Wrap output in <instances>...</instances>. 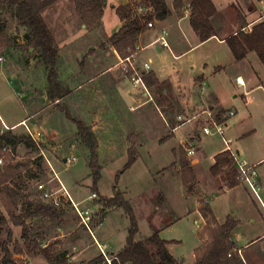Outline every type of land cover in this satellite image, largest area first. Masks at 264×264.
<instances>
[{"label":"rangeland","instance_id":"obj_1","mask_svg":"<svg viewBox=\"0 0 264 264\" xmlns=\"http://www.w3.org/2000/svg\"><path fill=\"white\" fill-rule=\"evenodd\" d=\"M63 3L61 6L59 5L60 8L58 7L57 11L53 8L55 12L51 11L47 17H50L55 45L61 54L63 51L60 47L62 43L69 36L78 37L74 43L67 45L66 48L68 49L67 53L74 54L73 57L78 55L79 62L77 64L80 65L89 48L87 46L88 41L94 44L98 38L95 39L94 35L90 34L95 29L94 27L84 25L86 27L84 28L85 32L81 29L82 21L75 11L73 0H64ZM60 12H62L63 24H65L63 28L60 16H58V20H54L55 14L58 15ZM244 14V10H240L236 17L241 19ZM228 15L231 20L222 29L220 28V36L231 32L237 25L233 17L235 14L229 13ZM106 20L108 23L110 22V18L107 17ZM219 24H222L221 20ZM186 27L188 32L189 26ZM26 35V30L19 26L13 14L4 8L0 12V116L7 123L27 117V126H22V128L13 130L11 133L18 137H29L35 146L30 149L24 143H19L13 149L6 140L1 139V136L7 135V129L0 121V156L3 158L0 167H3L4 164L16 167V174L12 180L0 186V210L8 219V212L11 211L14 216L25 220L31 234L32 232L35 234L37 231L43 233L47 230L49 236H54L56 228L61 223L63 212L70 209L68 205H72L69 204L70 201L62 189V184L70 182V188L74 192L73 198L76 201L86 199L93 193L91 172L88 168L89 156L85 147L79 143L78 138H75L77 134L71 128L60 126L62 125L63 112L44 97L47 92V84L44 81L45 76H43L42 71L43 63L37 50L29 47ZM180 36L183 40L176 47H173L172 39L167 36V42L171 45L168 49H163L155 44L144 52L143 58L145 60L149 57L152 59L150 72L154 71L158 75L163 86L166 85L174 92L177 89L182 91L179 94L182 101L196 100L199 95L209 99L214 96L211 103L215 108L212 121L209 119L205 121L211 134L203 136L201 133L202 148L199 147L197 152L208 154L215 147H224L222 138L214 133L213 123L217 126L223 125L225 122L227 124L224 133L225 140L229 141L230 148L235 152L237 159L240 162H245L248 167L255 171L256 177L254 179V191L246 182L241 180H238L231 189L225 186V188L222 187L218 190L208 187L206 185L207 174L201 173L199 177L205 188L204 198L210 203L221 223L224 222L226 212L231 211L235 216L237 227L230 234L229 240L234 243V248L239 249L238 255L241 260L247 264H264V237H259L264 233V161L255 164L264 157V64L260 62L256 53L252 52L247 61L236 62L225 46L226 54L220 51L214 42L200 45L174 59V55L182 54L190 48V38L187 34L185 33L186 37L182 34ZM138 45L141 46L139 43ZM103 56L105 57L104 64L113 66L115 58L111 51H106ZM59 63L62 64L63 62ZM212 64H218L222 67V70L216 75L210 74ZM203 65H206L204 70H202ZM98 70L67 78L65 71L61 69L59 70V73L61 72L59 80L64 86L74 88L81 85L95 92V87L99 89L106 83L102 78L95 77L98 75ZM199 73L207 77L208 86L212 87L214 95H208V89L205 87L202 92H197V89L192 86V79ZM118 74L120 72L116 68L109 73V75ZM238 74L251 78L244 89L237 86L235 77ZM256 83L262 87L254 89ZM107 84L109 85V82ZM94 92L90 97H87L84 105L86 108H81L79 111L85 116L86 125L99 123L101 114L105 112L100 103L101 95L99 98H94ZM150 92L154 103L157 105L149 102L131 112L129 117L136 121L140 131H142L146 142L145 146L152 152V159L142 157V161L140 160L134 167L123 170V166L127 162L126 156L122 157L119 152H114L111 155L112 158L104 157L103 160L106 164L108 160H111L108 165H104L100 161L99 165L102 168L97 183V193L94 196L96 198L79 204L78 210L80 212L87 211L88 215L91 216L93 211L99 210L97 201L101 196L111 197L115 190L125 191L124 198L131 206L137 221L138 233L135 239L140 242L145 241L151 236V225H153L159 229L161 239L171 242L169 244L170 255L181 264H195L196 259L194 258L197 255L200 258L201 252L208 246L209 238L207 241H203L204 236L208 237V235L203 234L200 225L197 226L194 223L195 216H184L188 208H193L194 201L190 197L188 198L190 202L186 203L181 195V189H179L180 187L185 188L188 177L174 167H170V159L167 156L155 151L157 144L155 139L167 134L168 130L162 115V111L166 110H163L158 104L160 89L154 87ZM135 94L140 95L141 101L146 100L139 92ZM164 98L172 101L177 98V95L171 92L167 93ZM169 110L167 111L172 114L171 123H174L173 117L176 114L187 115V109L183 111L171 108ZM197 111L199 115L197 119L205 120L203 115L209 111ZM70 112L72 116H78L74 106L71 107ZM118 114L120 116V112ZM106 122L108 124L103 130L108 129L110 133L113 132L115 139H118L121 133L127 136L132 131L128 128L129 125L128 127L122 125L121 129L118 125L114 126L109 117ZM30 125L36 126L38 130L34 131ZM52 126L67 134L64 143L51 136L50 127ZM133 126L135 125L133 124ZM193 126L194 122L186 124L177 132V136ZM100 132H102L100 128L95 129L97 137H101ZM134 140L135 138H133ZM115 145L118 147L122 145V142L118 141ZM72 146L77 148L73 151ZM194 146L197 147V143ZM4 147L10 152H3L2 148ZM236 151L239 152V155ZM72 157L75 160L68 163L67 160ZM63 160L66 162L62 163ZM144 164L151 170V175L145 172ZM89 173L90 176H88ZM39 186H42V189ZM161 192L170 205L167 211L160 202ZM187 192L189 191L184 189V193ZM45 194L49 196L46 197ZM45 201L54 207L57 215H59L55 220H49L51 221L49 223H52L48 226L49 228H44L46 226L44 223H48V220H44L42 216L26 218L29 213H32L39 205H43ZM71 209L73 210L71 215L79 217L73 206ZM168 211H172V214ZM177 218L179 220L174 222V219ZM79 220L81 221L80 218ZM197 220L201 223L199 219ZM90 224H94L92 219ZM41 225H44L43 228L40 227ZM129 225V219L122 209H114L108 213L102 229L109 236L113 251L119 250L125 245ZM9 230L12 232L10 249L12 250L15 245H19L27 253L28 243L21 241V227H13L11 224L3 227L0 230V243L7 239ZM40 233L35 236L41 237ZM39 240L43 241V239ZM252 240L255 241L249 244ZM52 247L54 251V246Z\"/></svg>","mask_w":264,"mask_h":264},{"label":"crops","instance_id":"obj_2","mask_svg":"<svg viewBox=\"0 0 264 264\" xmlns=\"http://www.w3.org/2000/svg\"><path fill=\"white\" fill-rule=\"evenodd\" d=\"M145 0H142V2ZM213 5L216 8V14L211 18V24L212 27L215 31V36L209 38L208 40H206L203 43H200L196 37V35L193 33L190 24H189V4L191 2V0H182V8L179 11H175L174 7H173V3L174 0H165L167 8L170 12V14L163 20H156V19H152L151 21L153 22L154 27L149 29V28H145V30L143 32H141L138 37H137V45L138 43L141 44V46H139L140 48H142V51L139 52L138 54V60L140 62L145 61L144 57V52L151 48L153 45H150L153 40L155 39L156 35L158 33H160L162 30L168 31L167 36L172 39V45L173 47H176V45H179L180 42H182V38L180 36V34H182V36H185V33L187 34V36L190 38V48L188 50H186L185 52H183L182 54H179L177 56H173L174 59L179 58L181 55L186 54L187 52L193 50L194 48H197L200 45H206L210 42H214L220 51H222L223 53L226 54V49L227 48L229 54H231L229 48L227 47L225 40L231 36L236 34L239 31H243V32H249L255 25L264 22V0H211ZM64 0H59L58 2H56L55 4H53L52 6H50L49 8H47L46 10H44L42 12V17L47 25V27L49 28V30L51 31L52 35V24L50 21V17L48 18L47 15H50V12H55V10H58L59 5L61 6ZM141 2H135L134 0H106L105 1V7H104V12H103V16L100 19V21L96 24V26H94V30L90 32V34H93L95 39L98 38V40L96 39V42L94 44H92L90 41H88L87 46H89V48L87 49L85 55H84V60L81 61V64H77L79 62V58L78 55H75L73 57L72 53L70 55V53H67V45H70L72 43H74V41H76L78 39V37H68L66 39V41L64 43H62V45L60 46L63 51L62 54L61 52L58 51V61L56 64V71L58 74V80H59V75L61 74V72L59 73V70L62 69V71H65V74H67V78L69 77H73L74 75H81L84 72H94L97 71L98 69V75L95 76L97 78H102V80H104L106 83H104V85H102L101 87H99V89L97 87H95V92L92 89H87L86 87H83L81 85L76 86V87H69V86H63V88L68 90V93L62 98V99H56L54 101H51L48 99L47 96V92L45 93V98H47L49 101H51L58 110H60L61 112H63V117L62 118V125L60 126H65L66 128H71V130L73 132H75V134H77V127H76V123L75 121L81 120L85 125H86V120H85V116L83 115V113H79V111L81 110V108L85 109L86 107H84V105L86 104L87 101V97H90L93 92L95 93V97L94 98H99L100 97V103L102 106V109L105 110V112H101L102 117H100V122L96 123V124H89L86 125L87 127H89L92 131V133L94 134V136L96 137V153L98 156V160H99V164L100 161L103 162L104 165H108L110 163V160H108V163H104L103 158L107 157V158H112V153L114 152H119L120 156L122 157H127L128 156V151L130 149H134L137 152V158L135 160V162L133 163L132 166H130L128 169H131L132 167H134L138 162H140L141 158L144 157L146 159H152V152L149 151V149H147V147L145 146V141H144V136L142 134V131H140L138 124L136 123V121L133 119H130L129 115L131 112H134L135 110H138L140 107H142L143 105L147 104L146 100L141 101L140 100V95L139 94H135L136 92L139 91H132L129 83L121 76V74L118 75H109V73L112 72L113 69H117L116 67V63L118 61V58L121 57L110 44L106 43L107 38H109L111 35H114L115 33L118 32V30L123 26L124 22L121 21V19L119 18V10L124 8V7H131L132 9H134L135 5H139ZM52 7V8H51ZM53 8L55 9L53 11ZM60 8V7H59ZM240 10H244L245 14L244 16L241 17V19L236 15L238 13H240ZM229 13H233L235 15H233L234 17V21L236 22L235 27L231 30V32H228L226 34H224L223 36L219 35V30L220 28L222 29L224 26H226L227 22H229V20H231V18L229 17ZM136 14H148V15H152L153 14V9L149 6H139L136 8ZM58 16H60L61 19V26L63 28V25L65 26V24H63L62 21V12H60V14L56 15L54 17V20H58ZM107 17L110 18V22H107ZM230 18V19H229ZM222 21V24H219V21ZM233 21V22H234ZM187 25H186V23ZM189 26V30L187 32V27ZM86 28L84 25L81 24V29L84 30ZM180 36V38H178ZM186 37V36H185ZM54 38V36H53ZM177 38V39H176ZM186 39V38H185ZM171 45H169L170 47ZM225 46V47H224ZM80 51V50H79ZM106 51H111V53L113 54L115 61L113 66H109L107 64H104V59L105 57L103 56V54ZM81 52V51H80ZM253 53V52H252ZM251 53H248L247 56L240 61H236V62H241V61H247L248 57ZM232 57V54H231ZM233 59V57H232ZM148 61H150L152 63V59L149 57L148 59H146ZM234 60V59H233ZM59 62H63L62 64H60ZM64 64V65H63ZM206 67V65H203L202 70H204ZM222 67L218 64H212V68L210 69V74L212 75H216L217 72L221 71ZM42 71H43V76H45L44 81L47 84L46 81V75H47V70L46 67L43 65L42 67ZM152 77H154L157 80V86H152L149 87L146 83H145L149 89V92L154 89V87H159L160 89V98L158 100V104L161 106V108L163 110L166 111H162V115L164 116V124L166 126V129L168 130V133L165 134L164 136L161 137H157L155 139L156 144V149L155 151L160 153L161 155H165L167 156V158H169L170 160V167H174L175 169L179 170L183 175V168H182V163H187L191 172H192V182L191 183H185V188H179L181 189V195L184 198L185 202L188 203L190 202L188 200V198L192 197L191 199H194L193 201V208H188L187 212H185L184 216L188 217V216H195L197 219H199L201 221V223H199V221L195 218L194 219V223L200 227V230L203 231L204 226H205V222L204 219L202 218L200 212H199V207L202 203L209 205L217 223L219 225L224 224L228 219H233L234 221H236L235 216L231 213V211H228V213L226 212L225 216H224V222L221 223L220 220L218 219V217L216 216V214L214 213V211L212 210V207L210 206V203L206 200V198H204V191L205 188L203 187L202 183L200 182V177L199 175L201 173H205L207 174V183L206 185H208V187H213V189H222L225 188L223 185V182L221 181V179L219 177H214L212 176V174L210 173V168L214 165L215 163V156L218 154H221L223 152L227 151V148L224 147L223 148H214V150H212L210 153H198L197 149L200 147L202 148V138H201V133L203 134V136H209V135H205L203 133V127H206V122L207 119H209V121H211L212 119V114L214 111V106L211 104L212 100L214 99V96H211L212 99H209L206 96H200L198 99H193V101H191L190 99L188 101L181 99V96L179 94H181V90L177 89L174 91L170 90L169 87H167L166 85L163 86L161 80L159 79L158 75L152 71L150 72ZM46 74V75H44ZM212 78V77H211ZM73 79V78H72ZM93 79V78H92ZM250 76L244 77L242 76V74H238L235 77V80L237 81H241L242 85H238V87H241L242 89H244L245 87H247V85L249 84L250 80ZM91 80V79H90ZM92 81V80H91ZM208 79L207 77H205L202 73L197 74L193 79H192V86L197 89V92H202L204 90V87L206 89H208V95H214V91L212 90L211 86H208L209 83L207 82ZM239 81V82H240ZM59 82L61 83V80H59ZM109 82V85L107 84ZM127 82V83H126ZM70 83V81H69ZM128 84V85H127ZM207 86H204V85ZM255 88L254 89H258L261 88L262 86L260 84H255ZM83 87V89H82ZM48 88V87H47ZM174 93L177 95V98H175L174 100H169L167 98H164V96L168 93ZM141 94V92H139ZM151 93V92H150ZM248 93V92H246ZM201 94V93H199ZM152 95V94H151ZM141 96H143L141 94ZM180 96V97H179ZM144 97V96H143ZM210 97V98H211ZM154 101V100H153ZM149 103V102H148ZM154 103V102H153ZM156 103H154L155 105ZM157 105V104H156ZM74 106L75 110L77 113V117L72 116L71 114V107ZM79 108V109H78ZM157 109L158 106H156ZM180 109L183 110L187 109V115L184 116V114H174L175 117H173V121L174 123L170 122V118L171 115L169 109ZM168 110V111H167ZM209 111L208 113L211 115V118H208L207 113H205L203 115V117L205 116V120L201 121V119H199L198 121H193L194 122V126L186 131H184V133H182L181 135L177 136V132L180 131L185 125L181 126L178 129H175L178 125H180L181 121L178 120V116H181L182 119H188L192 116H199L198 115V111ZM66 112L69 113L70 117L68 118L66 116ZM120 112V116L119 113ZM109 118H111V124H113L114 126H117L120 128L122 125L127 126L129 125V129H131L132 131L130 132L129 135L125 136V134H119L118 139H115L114 134L110 133L108 129H104L103 128L108 124L106 122V120ZM26 118H20L19 120L15 121V122H10L7 123L5 122L2 117L0 116V121L3 124V126L8 130H10L11 132L13 130H16L18 128H22V126H27L26 124ZM129 119V120H128ZM220 120V118H218ZM182 120V121H183ZM191 122V123H193ZM189 123V124H191ZM198 123V124H196ZM133 124L135 126H133ZM54 125V124H53ZM95 125V126H94ZM101 126V127H100ZM201 126V127H200ZM224 126L227 127V124L224 122ZM30 127L35 131H37L38 129H36L37 127L34 125H30ZM123 127V126H122ZM138 127V128H137ZM28 128V127H27ZM96 128H100L102 132H100V136L101 137H97L96 133H95V129ZM118 128V130H119ZM121 129V128H120ZM50 133L51 136L54 137V139L64 143L65 137L67 134L61 132L60 130H57L54 126L50 127ZM128 137L129 140H128ZM80 142V139L77 135V137ZM133 138H135V140L133 141ZM122 142V145L115 147V143L117 142ZM135 142V143H134ZM106 143V144H105ZM195 143H197V147L194 146ZM76 146H72V149L74 151V149H76ZM186 149H192L194 154L193 155H188L186 153ZM143 150V153H141ZM86 152V151H85ZM236 153L239 155V152L236 151ZM73 158V157H72ZM142 161V160H141ZM264 161V157H262L261 159H259L255 164L257 165L258 163ZM66 161L63 160L62 163H65ZM67 162L69 163L70 160L68 159ZM126 164V163H125ZM124 164V166H125ZM254 164V165H255ZM87 165V164H86ZM123 166V167H124ZM101 167V166H100ZM102 168V167H101ZM164 169V168H163ZM124 170V169H123ZM144 170L146 173L151 175V170H149L146 166V164H144ZM162 171V170H161ZM160 171V172H161ZM159 173V172H157ZM90 176V173L89 175ZM63 186V190L65 191L66 195L68 196L69 204L72 205H68V207L70 206V209H67L66 211L63 212L62 214V219H61V223L59 224V226L56 228V232L54 236H49V231L45 230L43 233H40L39 231L35 232V234L32 232L33 238L36 240L38 248H36L34 253H27L24 252L26 255L23 257L25 260V264H49L46 259L44 258L43 255L41 254H37L39 249H48V251L50 252V254L57 256L60 255L65 259V263L63 264H88L89 262H91L92 260H94L95 258L99 257V256H103L102 252L105 254V256L107 258L110 259H114L115 256L117 255V253L120 252V250L124 247H122L119 250L113 251L111 244L109 242V236L103 232L102 226L105 223V221L107 220L108 217V213L110 211H108L104 218L101 220V222L95 223L94 224H90V230H88L85 225L82 223V221L79 220L80 217L77 216H73L71 215V213L73 212V210L71 209L72 206H75L78 210V205L82 204L83 202L90 201L94 197L95 195L92 193L90 196H88L86 199L80 200V201H76L73 198V189L70 188V182H65V184H62ZM184 189L189 192L184 193ZM230 191V190H228ZM118 192L121 193L123 195V197L125 196V191H119V190H115L113 195ZM112 195V196H113ZM161 197H160V202L161 205L165 206V210L167 211L168 208L170 207L167 198L165 197V195L161 192L160 193ZM188 197H187V196ZM102 197V196H101ZM108 198V197H105ZM125 199V198H124ZM46 202V201H45ZM48 203V202H46ZM263 204V203H262ZM159 210V208L157 209V211ZM95 211H93L94 213ZM170 214H172V211H168ZM155 215V213H153ZM44 220H48V223H44V225H41L40 227L46 228L48 227L50 224L49 223L51 221H49V219L44 218ZM179 219H174V222L178 221ZM49 228V227H48ZM151 233L153 234V232H157L158 236H159V229H157L155 226L151 225ZM41 235V237H37L35 236L36 234ZM151 234V235H152ZM137 235V234H136ZM48 236V237H47ZM136 237V236H135ZM150 237V236H149ZM148 237V238H149ZM160 237V236H159ZM259 237H264V233L261 234V236ZM39 239H43V241L41 242ZM161 239V237H160ZM163 241L166 242V249L169 251V244H171V242H168L164 239H162ZM208 237L204 236L203 241H207ZM136 242H140L137 241L135 239ZM255 240H252L249 244L253 243ZM52 242V243H51ZM51 243V244H50ZM248 244V245H249ZM54 246V251H53V247ZM52 247V248H51ZM235 251H239V249L234 248L233 250ZM263 253V252H262ZM171 254V253H170ZM264 254V253H263ZM172 256V255H171ZM104 257V256H103ZM173 257V256H172ZM174 258V257H173ZM196 259V258H194ZM174 260L176 261L177 264H181L179 263L175 258ZM243 261V260H242ZM244 264H247L243 261ZM254 264V263H253Z\"/></svg>","mask_w":264,"mask_h":264},{"label":"trees","instance_id":"obj_3","mask_svg":"<svg viewBox=\"0 0 264 264\" xmlns=\"http://www.w3.org/2000/svg\"><path fill=\"white\" fill-rule=\"evenodd\" d=\"M59 0H0V12L5 8L6 11L13 14L19 26L26 30V40L29 47L37 50L39 58L46 67L47 75V96L54 101L62 99L68 90L63 88L58 80L56 64L58 61V49L55 45L53 35L47 27L42 12L58 2ZM106 0H73L77 15L82 24L86 27H94L103 16ZM149 6L153 9V14H136V8L139 6ZM173 7L175 11L182 8V0H174ZM189 24L200 43L215 36V31L211 24V18L216 14V8L211 0H191L189 4ZM170 14L165 0H145L134 9L124 7L119 10V18L124 22L117 33L107 38L106 43L122 57L127 55V50H133L137 43L138 35L147 28L146 23L153 18L163 20ZM225 43L229 48L235 61L243 60L248 53H256L261 63L264 64V22L255 25L249 32L239 31L229 36ZM149 87L157 86V80L151 73L145 78ZM66 116L70 115L66 112ZM77 135L81 144L88 151V168L91 172L92 192L97 193V183L101 176V167L99 165L96 153V139L91 129L81 120L75 121ZM7 135L1 136L7 144L13 149L16 144L24 143L27 148L34 147L33 141L29 137H18L13 135L10 130ZM137 158V152L134 149L128 151L127 162L123 167L127 170L133 165ZM215 163L210 168V173L214 177H219L224 187L229 189L236 185L239 179V171L235 165L231 154L226 151L218 154L214 158ZM183 173L188 177V183L192 182V172L187 163H182ZM16 174V167L4 164L0 167V186L12 180ZM99 210L92 214V222H101L108 211L122 209L129 219V229L124 247L112 260L111 264H177L174 258L166 249V242L160 239L155 231L145 241L136 242L135 236L138 233V226L131 206L124 199L121 193L116 192L113 196L105 198L100 197L97 201ZM199 212L204 219L205 226L203 234L206 233L209 238L208 246L201 252L200 258L196 256L195 264H244L241 258L234 250V243L229 240L230 234L237 227V222L228 219L224 224L219 225L209 207L202 203ZM9 219L5 217L0 210V230L7 224L13 227H21V241L28 243V253H34L38 248L36 240L32 237L31 231L25 220L14 216L11 211L8 212ZM42 216L49 220L58 218L54 207L48 203H43L36 207L26 218ZM12 238L11 230L7 233V239L0 243V264H25V253L19 245L10 249ZM37 254L44 256L49 264H63L65 259L60 256L50 254L48 249H39ZM238 256H236V255ZM88 264H107L103 256H99Z\"/></svg>","mask_w":264,"mask_h":264},{"label":"built area","instance_id":"obj_4","mask_svg":"<svg viewBox=\"0 0 264 264\" xmlns=\"http://www.w3.org/2000/svg\"><path fill=\"white\" fill-rule=\"evenodd\" d=\"M135 2H142V0H134ZM147 28L151 29L154 27L153 22H147L146 23ZM158 44L163 49H168L169 44L167 42V31L162 30L160 33H158L153 40V42L150 45ZM142 51V48H140L137 44L134 46L133 50H127V55L119 57L118 61L116 63V67L119 70L121 76L129 83L131 89L133 91H139L141 94L146 98V103L151 102L153 103V98L151 93L149 92V89L145 83V78L151 71V62L148 60H145L143 62H140L137 58L139 52ZM1 60V59H0ZM238 85H242L237 80ZM231 114V113H230ZM208 118H211V115L207 113ZM178 120L181 121L180 125H178L175 129L180 128L181 126L185 124H189L193 121H198L197 116H192L188 119H182L181 116H178ZM183 120V121H182ZM212 121V119H211ZM215 127L214 133L222 138L223 144L226 146L227 151L231 154V156L234 159L235 165L237 166V169L239 171V179L241 181H244L248 184V186L254 191V179L256 177L255 171L248 167L245 162H240L235 152L230 148L229 141L225 140L224 133H225V126L223 125H217L215 126V123H213ZM203 133L205 135H210L211 131L206 126L203 127ZM2 151L5 153H9L10 150L6 147L2 148ZM186 153L188 155H193L194 152L192 149H186ZM3 158L0 156V164H2ZM75 160L74 158H71L70 161ZM40 189H42V186H39ZM46 197L49 195L45 194ZM54 204H56L54 202ZM78 213V216L80 217L82 223L85 225V227L90 230L89 224L92 219V215L89 216L87 211L80 212L77 210L75 206H73ZM93 214V213H92ZM102 255L104 256L105 262L107 264H111L113 259L107 258L105 254L102 252Z\"/></svg>","mask_w":264,"mask_h":264},{"label":"bare ground","instance_id":"obj_5","mask_svg":"<svg viewBox=\"0 0 264 264\" xmlns=\"http://www.w3.org/2000/svg\"><path fill=\"white\" fill-rule=\"evenodd\" d=\"M240 81V80H239ZM240 83H242L241 81H240Z\"/></svg>","mask_w":264,"mask_h":264}]
</instances>
